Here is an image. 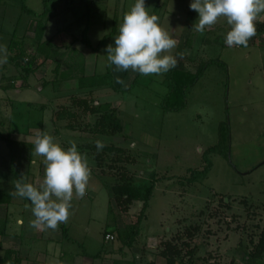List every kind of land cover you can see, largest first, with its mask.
Instances as JSON below:
<instances>
[{
	"label": "rangeland",
	"instance_id": "1",
	"mask_svg": "<svg viewBox=\"0 0 264 264\" xmlns=\"http://www.w3.org/2000/svg\"><path fill=\"white\" fill-rule=\"evenodd\" d=\"M135 2L0 0V46L6 48V53L0 52V188L15 190L16 172L12 173L9 165L15 163L27 169L29 149L33 148L34 155L32 141L36 133L46 132L65 149L75 142L91 167L86 195L82 199L74 197L69 218L63 222L69 237L64 238V226L60 224L56 230L46 228L47 235L36 230L38 238L58 237L60 250L55 248L57 243L51 244L49 250L54 252L49 257L60 258L62 252L71 260L73 252L97 258L98 264H169L173 258L175 264H183L194 252V264H255L250 256L264 243V13L258 17L256 35L247 47H229L225 43L230 30L226 18L221 17L201 34L193 30L199 15L190 9L193 0H145L149 13L156 14L161 26L177 40L172 54L184 53V68L192 72L204 68L196 84L188 89L183 109L167 110L162 106L168 91L165 74L143 75L135 82L139 73L116 72L127 85L116 83L115 76L119 91L105 86L90 95L93 90L72 89L75 80L63 84L62 91H55V63L37 50L35 41L40 15L47 11L41 41L52 38L59 47L70 44L88 53L90 65L103 74L109 69L105 49L114 45L119 33L113 32L119 31L125 13ZM25 6L35 14L25 12ZM86 25L91 48L82 39ZM12 40L24 41V54L36 58L35 73L28 77L25 89L21 88V70L6 59ZM11 74L17 78V87L2 88L3 83L12 85ZM45 81L49 83L44 85ZM83 97L92 98L96 104L111 102L112 108L120 112L123 131L99 135L71 130L65 120L57 121L58 112L64 108L77 112L80 123L94 121L73 103L74 98ZM221 127L225 129L226 142L220 145V151L208 152V148L219 143ZM97 140L134 153V162L119 164H124L137 182L155 177L154 193L145 210L143 203L137 201L122 211L111 198L108 188L120 174L116 175L108 162H98L97 151L87 148V144ZM11 154L18 156L14 163ZM34 157L38 158L34 175L24 171L16 174H23L27 182L33 183L43 179L45 169L44 158ZM122 158L126 160L125 156ZM207 164L210 167L205 177L199 175L197 180L187 181ZM9 216L16 220L28 217L26 224L30 227L34 219L30 201L12 196L11 203L0 206V238L13 235L7 229L5 218ZM11 227L19 233L16 225ZM107 234H113L115 239L107 241ZM2 241L0 258L7 249L17 251L21 257L23 250L13 239L5 244ZM35 249L44 254L43 244H36Z\"/></svg>",
	"mask_w": 264,
	"mask_h": 264
},
{
	"label": "clouds",
	"instance_id": "2",
	"mask_svg": "<svg viewBox=\"0 0 264 264\" xmlns=\"http://www.w3.org/2000/svg\"><path fill=\"white\" fill-rule=\"evenodd\" d=\"M190 9L199 14L194 31L203 34L224 17L230 26L226 45L247 47L256 35V21L264 13V0H193ZM177 43L161 26L159 17L149 13L145 0H136L119 25L114 45L109 44L105 49L108 66H115L114 72L131 70L145 76L163 75L177 66V57L184 56L183 52L172 54ZM0 52L6 53V48L0 46ZM115 81L127 87L120 76ZM32 143L34 155L44 158L43 179L25 183L26 177L22 176L14 181L15 190L10 195L31 202L34 219L30 227L56 230L60 223L67 222L74 197L82 199L86 195L91 167L75 142L65 149L53 136L37 132ZM95 145L98 151L105 147L100 140Z\"/></svg>",
	"mask_w": 264,
	"mask_h": 264
},
{
	"label": "trees",
	"instance_id": "3",
	"mask_svg": "<svg viewBox=\"0 0 264 264\" xmlns=\"http://www.w3.org/2000/svg\"><path fill=\"white\" fill-rule=\"evenodd\" d=\"M46 2V0H44ZM88 9L90 10L89 3H87ZM25 12L28 14H35L32 9H29L25 6ZM47 12V11H46ZM46 12H43L40 15V19L36 22V29H35V41L37 42V50L42 53L48 60L50 59L51 62L55 63L53 68V73L55 75V79L53 82V87L55 91L59 92L62 91L63 84H68V82L75 80L76 86L72 87V89L77 90H93L90 95L95 93L96 89L105 88V86H110L115 91L121 90L120 88L116 87L114 84V75L112 72L111 67L107 70V72L103 74L95 73V74H87L85 71L86 67V57L85 54L82 53L77 48L73 47L72 45H66L59 47L55 42L53 43L52 38L46 40V42L41 41L45 30L47 20H44L43 17L46 16ZM89 13V12H88ZM90 17V13L88 15ZM75 25V21L72 22ZM263 25V24H262ZM69 29V26L66 27ZM88 25L84 28L83 31V42L86 43L87 46L90 48L93 47L91 44L90 39L87 36ZM119 31H114L113 34H118ZM106 37V36H105ZM102 42V41H101ZM39 43V44H38ZM223 44V43H222ZM26 51L24 41L22 40H12L11 44H9L8 53L6 55V59L11 63H14L21 70V79H22V87H24L25 82L27 81L30 74L35 73V61L36 58L26 56ZM13 52V53H10ZM219 60V59H217ZM178 64L175 68L171 69L169 72L165 73V84L168 88L166 95L163 98V107L167 110H180L185 108L186 106V97L187 91L190 87L194 86L198 79L203 74V69L198 70L197 72H192L184 68L183 60L179 59ZM34 65V66H33ZM143 75L138 74L135 82ZM13 80H16L15 76L13 75ZM49 83V81H45L44 85ZM27 86V85H26ZM25 86V87H26ZM76 102V106L80 111H83V115L89 117V119L94 118L93 120L85 121V123H80L81 120L77 112L64 108L57 114V121L65 120L67 123V127L71 130H88L91 133L101 134V135H117L121 133L124 129V124L120 112L116 108H112L111 102H104V103H95V100L89 97L83 98H74L73 103ZM32 102L29 103L31 105ZM44 106V105H43ZM46 106L47 103H46ZM82 118H84L82 116ZM225 129L221 127L220 130V141L217 145L208 148V152H218L220 151L219 147L222 143L226 142L225 140ZM10 145L9 141H7ZM32 145V143H31ZM89 149H94L95 152L97 151L96 159L98 162L105 163L108 162V167L115 170L116 175L120 174V177L117 176V181L109 187L110 196L115 201L117 206L122 211H127L134 202H142L143 203V210L148 207L149 201L153 196L154 189H155V177L151 181H144V182H137L134 177L131 175V172L124 166V164H119L122 161L125 163L134 162L135 157L134 153L128 151L116 144L105 145V147L98 151L95 144H87ZM11 146V145H10ZM12 148V147H10ZM12 151V149H11ZM33 148L29 149V158H28V165L31 163L34 155ZM123 156H125L123 160ZM18 157V156H17ZM14 154H11V158L13 163L15 162L14 159L17 158ZM24 162V160H23ZM99 163V164H101ZM101 166V165H99ZM8 168L12 173L16 172L20 173L24 171L27 175H30V166H27V169H22L20 166L9 165ZM102 167V166H101ZM210 164L199 173L196 172V178H188L187 181H195L199 175L205 177L207 175L208 169ZM105 168V166H104ZM102 170V169H101ZM14 174V180L22 179V176H17ZM26 175V176H27ZM155 174H153L154 176ZM5 177L10 178V175H6ZM23 182L27 183V180H23ZM9 188H0V206L2 204H9L11 203L12 195H10ZM31 203V202H30ZM140 222V220H139ZM64 226V229H61L64 235V238H68V230L64 223H60V227ZM196 231H198V227H195ZM3 233V232H1ZM196 234L193 233V235ZM134 238V236L131 238ZM131 242L129 241V244ZM192 251V250H191ZM264 251V243H261L257 247V253L250 256V260H255V264H264V261H261V258L264 256L262 253ZM17 251L13 249H7L6 254L4 257L0 258V264H19L21 261V257L16 253ZM100 255V253H99ZM163 255H166L163 253ZM176 255L178 257L181 256V252L177 250ZM193 255V256H192ZM15 258H12V257ZM169 258V257H168ZM194 252H191L190 260L183 264H194L193 263ZM14 260V261H13ZM11 261H13L11 263ZM33 264H43L37 260ZM175 259H169V264H175Z\"/></svg>",
	"mask_w": 264,
	"mask_h": 264
},
{
	"label": "crops",
	"instance_id": "4",
	"mask_svg": "<svg viewBox=\"0 0 264 264\" xmlns=\"http://www.w3.org/2000/svg\"><path fill=\"white\" fill-rule=\"evenodd\" d=\"M86 56V63H87V74H95L96 73V67L93 66V65H90L91 62H89V60L87 59V56H88V53L85 54ZM93 63H96V60L95 62ZM115 67V66H114ZM114 67H113V75L114 77L116 76V72H114ZM44 74V73H43ZM13 74H11V78L9 79L12 83V85H9V82H7L6 85H4V83L1 85L2 88L4 89H10V88H16L17 87V83H15V81L17 80H13ZM10 76V75H9ZM7 76V77H9ZM43 75L40 77L42 78ZM3 76H2V81H3ZM8 81V79H7ZM20 82H22V79H20ZM22 88V86H21ZM25 88H28V85L26 87H24L23 89ZM96 92V91H95ZM30 103V102H29ZM28 103V105H29ZM38 158H35L33 157L31 163L29 164V168H30V172L31 174L33 173V175L35 174V163H36V160ZM1 172V170H0ZM23 213V212H22ZM6 216V215H5ZM7 220V229H9L11 231V236H5L4 238H0L2 243L5 244V242H8V240L10 239H13L17 245H20L21 246V250L22 251V254H21V261L19 262V264H33L35 261L33 260H37V261H41L43 264H98L100 262V260H98L97 258L94 259V258H90L88 256H85V255H80V253H76L74 254L73 252H71L73 255H72V259L69 260L68 258H66L67 254H62V252L60 253V258L57 257L56 255L54 256H51L49 257L51 254H53L54 251L51 252V250H49V246L53 243H57L55 244V248L56 250H60L58 249V241H57V238L58 237H54V236H46V228H42V232L41 233H44L46 234L44 239L41 237H37L36 234V229L35 228H32V227H27V224L26 222L29 220L28 217H25L23 216V218H19V219H12L11 216L9 217H6L5 218ZM11 225H16L18 227V230H19V233L18 232H15L13 231ZM24 232V236L22 235ZM50 232V231H49ZM39 233V234H41ZM53 232H50V234H52ZM19 236H16L18 235ZM25 235H28L30 237L28 238H25ZM36 240V243L33 242ZM22 243H24L25 247L22 249V247L24 245H21ZM36 244H43L44 246V254H42V252H40L41 250H38V249H35V245ZM43 251V249H42ZM57 257V258H55ZM54 258L56 259V263H54L51 259ZM62 259L64 260L65 259V262L62 261ZM103 260V259H101ZM122 264V263H121Z\"/></svg>",
	"mask_w": 264,
	"mask_h": 264
},
{
	"label": "built area",
	"instance_id": "5",
	"mask_svg": "<svg viewBox=\"0 0 264 264\" xmlns=\"http://www.w3.org/2000/svg\"><path fill=\"white\" fill-rule=\"evenodd\" d=\"M115 239V236L113 235V234H107L106 235V240L107 241H112V240H114Z\"/></svg>",
	"mask_w": 264,
	"mask_h": 264
}]
</instances>
